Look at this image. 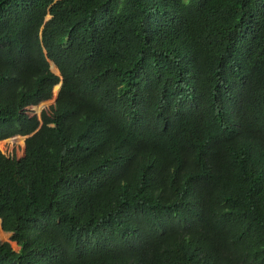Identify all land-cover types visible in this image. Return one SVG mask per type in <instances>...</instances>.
Returning <instances> with one entry per match:
<instances>
[{
    "label": "trees",
    "instance_id": "16d2710c",
    "mask_svg": "<svg viewBox=\"0 0 264 264\" xmlns=\"http://www.w3.org/2000/svg\"><path fill=\"white\" fill-rule=\"evenodd\" d=\"M0 228V264H264V0H0Z\"/></svg>",
    "mask_w": 264,
    "mask_h": 264
},
{
    "label": "rangeland",
    "instance_id": "374dc122",
    "mask_svg": "<svg viewBox=\"0 0 264 264\" xmlns=\"http://www.w3.org/2000/svg\"><path fill=\"white\" fill-rule=\"evenodd\" d=\"M183 1H184L185 3L188 2V0H183ZM53 100H54V96H53V98H52L51 100H49L48 102H43V103H41L39 106H37V107L35 108V112L37 113V115H38V116L40 115V112L43 110L44 107H48L50 104H52V103H53ZM10 235H11L10 232H6V231H4V230H2V229L0 228V238H1L3 241H9L10 244H11V246H12V248H13L14 250H18V249H19V246L16 244L15 241H12V240L10 239Z\"/></svg>",
    "mask_w": 264,
    "mask_h": 264
},
{
    "label": "water",
    "instance_id": "95a60500",
    "mask_svg": "<svg viewBox=\"0 0 264 264\" xmlns=\"http://www.w3.org/2000/svg\"><path fill=\"white\" fill-rule=\"evenodd\" d=\"M48 17V16H47Z\"/></svg>",
    "mask_w": 264,
    "mask_h": 264
}]
</instances>
